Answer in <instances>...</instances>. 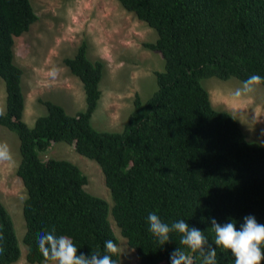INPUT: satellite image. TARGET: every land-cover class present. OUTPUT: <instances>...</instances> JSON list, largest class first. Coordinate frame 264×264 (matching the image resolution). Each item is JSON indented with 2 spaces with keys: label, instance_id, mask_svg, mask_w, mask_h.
Masks as SVG:
<instances>
[{
  "label": "trees",
  "instance_id": "16d2710c",
  "mask_svg": "<svg viewBox=\"0 0 264 264\" xmlns=\"http://www.w3.org/2000/svg\"><path fill=\"white\" fill-rule=\"evenodd\" d=\"M118 1L155 29L156 41L144 45L162 54L164 66L154 71L157 88L149 98L135 94L123 129L105 131L91 123L104 63L88 58L85 42L62 59L82 83L84 109L71 115L41 99L46 113L32 127L23 121L22 69L13 61V39L38 17L30 0H0V77L6 92L0 125L19 140L16 173L26 189L22 242L29 263L44 262L36 244L42 231L69 236L78 255L103 253L106 240L118 243L109 213L139 264H170V253L180 246L176 234L162 247L156 242L148 230L149 212L166 223L185 220L210 243L209 217L220 224L231 218L238 230L246 216L264 224V146L248 141L230 113L215 109L201 84L208 77L264 76V0ZM58 141L73 144L100 166L112 206L84 188L87 177L77 165L40 158ZM0 232L5 237L0 264H11L21 251L1 201ZM233 261L218 250V264Z\"/></svg>",
  "mask_w": 264,
  "mask_h": 264
},
{
  "label": "rangeland",
  "instance_id": "374dc122",
  "mask_svg": "<svg viewBox=\"0 0 264 264\" xmlns=\"http://www.w3.org/2000/svg\"><path fill=\"white\" fill-rule=\"evenodd\" d=\"M30 1L38 18L26 32L13 39V61L22 69L23 121L32 127L36 117L46 113L41 99L61 105L71 115L84 109L82 83L62 59L74 55L77 47L85 42L88 58L104 63L99 84L101 97L91 123L98 130L121 131L133 108L135 94L145 101L157 88L154 71L163 70L164 59L158 50L144 45L156 41L155 29L127 11L118 0ZM54 67L58 72L52 76L50 73ZM241 82L234 77L201 80L211 105L230 113L248 141L264 146V86L261 85L250 97L237 99L232 93ZM5 96V84L0 77V113L5 111ZM0 142L9 145L17 162L14 167L0 165V201L11 216L21 251L19 258L11 264H44L29 263L27 248L22 242L25 233L22 207L26 189L16 173L20 161L18 137L0 125ZM39 156L42 160L51 157L66 159L77 165L87 177L84 188L112 206L100 166L77 153L73 144L52 142ZM109 220L122 250L119 264H139L136 252L121 235L110 213Z\"/></svg>",
  "mask_w": 264,
  "mask_h": 264
},
{
  "label": "clouds",
  "instance_id": "9594fccd",
  "mask_svg": "<svg viewBox=\"0 0 264 264\" xmlns=\"http://www.w3.org/2000/svg\"><path fill=\"white\" fill-rule=\"evenodd\" d=\"M57 72L54 67L50 74L55 76ZM261 85H264V76L251 74L232 95L237 99L250 97ZM16 163L9 145L0 142V165L14 167ZM208 222L211 224L208 229L212 233L211 243L204 231L190 227L183 219L166 223L154 211L147 216L148 230L161 247L171 242L172 234L179 237L180 246L170 253V264H196L197 258L201 264H218V250L230 253L234 257L233 264H264V224L258 223L254 216H246L239 230L237 222L231 218L220 224L209 217ZM4 239L0 232V241ZM36 244L44 264H119L113 257L120 256L122 251L114 240L109 239L104 242L103 253L78 255L73 240L67 235L57 236L54 231L37 233ZM0 252H3L2 247Z\"/></svg>",
  "mask_w": 264,
  "mask_h": 264
},
{
  "label": "crops",
  "instance_id": "0c3cea01",
  "mask_svg": "<svg viewBox=\"0 0 264 264\" xmlns=\"http://www.w3.org/2000/svg\"><path fill=\"white\" fill-rule=\"evenodd\" d=\"M24 105H25V97H24ZM37 118V117H36ZM35 121V120H34Z\"/></svg>",
  "mask_w": 264,
  "mask_h": 264
}]
</instances>
